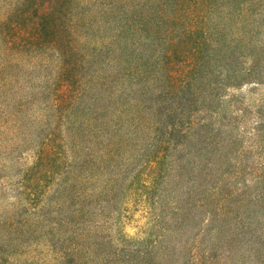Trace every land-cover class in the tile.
Masks as SVG:
<instances>
[{"label": "trees", "instance_id": "1", "mask_svg": "<svg viewBox=\"0 0 264 264\" xmlns=\"http://www.w3.org/2000/svg\"><path fill=\"white\" fill-rule=\"evenodd\" d=\"M0 150V264H264V0H0Z\"/></svg>", "mask_w": 264, "mask_h": 264}, {"label": "rangeland", "instance_id": "2", "mask_svg": "<svg viewBox=\"0 0 264 264\" xmlns=\"http://www.w3.org/2000/svg\"><path fill=\"white\" fill-rule=\"evenodd\" d=\"M11 148V146H10ZM1 152V150H0ZM0 163L5 162L8 163V161L5 159L6 158V153L4 152L0 153ZM8 156V155H7ZM2 202H11V201H2ZM144 223V218H142V213L139 210H136L133 214L132 217L127 225V230L130 235H134L138 226L142 225Z\"/></svg>", "mask_w": 264, "mask_h": 264}]
</instances>
